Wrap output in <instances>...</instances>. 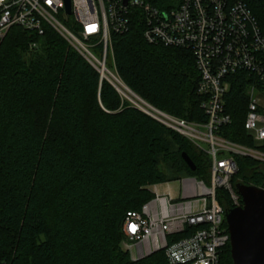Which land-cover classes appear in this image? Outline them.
Returning a JSON list of instances; mask_svg holds the SVG:
<instances>
[{"label":"trees","instance_id":"obj_1","mask_svg":"<svg viewBox=\"0 0 264 264\" xmlns=\"http://www.w3.org/2000/svg\"><path fill=\"white\" fill-rule=\"evenodd\" d=\"M241 1L264 33V0ZM169 2L155 5L171 9ZM131 18L128 33L112 35L122 82L169 116L206 123L193 53L149 44L143 14ZM253 80L231 78L225 101L233 123L221 135L264 153L245 129ZM237 161L234 188L264 186L260 162ZM210 168L208 155L123 99L53 29L39 37L13 28L0 42V257L9 264H169L163 251L131 260L122 248L125 219L154 198L151 187L185 176L209 181ZM217 199L232 210L226 191ZM221 259L233 264L230 246Z\"/></svg>","mask_w":264,"mask_h":264},{"label":"built area","instance_id":"obj_2","mask_svg":"<svg viewBox=\"0 0 264 264\" xmlns=\"http://www.w3.org/2000/svg\"><path fill=\"white\" fill-rule=\"evenodd\" d=\"M0 0V42L11 29L21 28L43 37L47 29L61 35L100 73L101 81L115 85L118 78L108 67L113 34L128 33L131 14L139 11L146 22L149 44L184 49L193 53L200 82L197 93L204 98L207 122H189L162 114L167 127L186 137L211 160L209 181L181 180L179 197L151 188L154 198L140 211L128 213L124 222V251L134 261L163 251L169 264H221L230 246L226 209L217 192L229 194L232 210L244 207L233 185L239 174L238 157L254 159L264 168V153L234 143L221 135L233 123L225 97L231 78L247 73L252 79L247 95L249 110L245 129L257 145L264 143V33L257 17L244 1L170 0L163 10L157 0ZM38 47L31 44V50ZM101 49V57L95 49ZM264 190V186L257 187ZM179 239L178 237L185 235ZM0 264H9L0 257Z\"/></svg>","mask_w":264,"mask_h":264},{"label":"water","instance_id":"obj_3","mask_svg":"<svg viewBox=\"0 0 264 264\" xmlns=\"http://www.w3.org/2000/svg\"><path fill=\"white\" fill-rule=\"evenodd\" d=\"M67 12L71 13L69 0ZM114 86L119 92L116 84ZM127 89L138 97L130 88ZM147 106L155 110L149 104ZM139 109L162 122L147 108ZM155 111L160 114V111ZM183 159L192 171H196L197 166L188 154L184 153ZM236 189L243 199L244 207L226 211L233 264H264V190L244 184H238Z\"/></svg>","mask_w":264,"mask_h":264},{"label":"rangeland","instance_id":"obj_4","mask_svg":"<svg viewBox=\"0 0 264 264\" xmlns=\"http://www.w3.org/2000/svg\"><path fill=\"white\" fill-rule=\"evenodd\" d=\"M96 53L101 57V49L100 48H96L95 49ZM107 64H108V67L110 68V70L113 72V73H116V68H115V65H114V57H113V54L112 52L109 53V57H108V61H107ZM118 73V71H117ZM118 78L119 80H121L119 74H118ZM122 81V80H121ZM124 84V83H123ZM125 85V84H124ZM116 86L118 87V89L120 90L121 88H119L118 84L116 83ZM119 94L121 95V97L127 101H129L132 105L136 106L137 108L139 107H144V108H147L154 116L158 117L161 121L162 119L164 118L162 114H167L165 112H162L160 111V114L158 112H156L155 110L159 111L158 109L154 108L153 106H151L152 108H154L155 110L149 108L148 106L144 105L143 102H141L140 100H138V98H136L135 96H133L130 92H122L121 90L119 91ZM256 97L258 98H261V105L264 107V94H259L257 93L256 94ZM184 178H187L186 176L185 177H182L180 180L178 181H174V182H171L173 188L175 190H177L178 192L180 191L182 185H181V180L184 179ZM202 180V179H200ZM152 188V187H151ZM162 190V189H161ZM123 242H126V243H130L128 242V240L125 238ZM130 255V258L132 261H134L132 259V255ZM144 259V258H143ZM143 259H140L138 261H141Z\"/></svg>","mask_w":264,"mask_h":264},{"label":"crops","instance_id":"obj_5","mask_svg":"<svg viewBox=\"0 0 264 264\" xmlns=\"http://www.w3.org/2000/svg\"><path fill=\"white\" fill-rule=\"evenodd\" d=\"M158 187H159V191L162 194H170L171 196H173L175 198L179 197V192L173 188L171 183L160 184V185H158Z\"/></svg>","mask_w":264,"mask_h":264},{"label":"bare ground","instance_id":"obj_6","mask_svg":"<svg viewBox=\"0 0 264 264\" xmlns=\"http://www.w3.org/2000/svg\"><path fill=\"white\" fill-rule=\"evenodd\" d=\"M117 84H118V86H119V88H121L120 90L122 91V92H130L128 89H127V87H126V85H124L123 84V82L121 81V80H117V82H116ZM131 94H132V92H130ZM133 95V94H132ZM134 96V95H133ZM136 97V96H135ZM136 98H138V97H136ZM138 100H140L141 102H143L140 98H138ZM144 103V105H146L147 106V104H145V102H143ZM149 107V106H148ZM142 108H144V107H142ZM150 108V107H149Z\"/></svg>","mask_w":264,"mask_h":264}]
</instances>
